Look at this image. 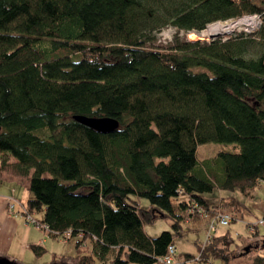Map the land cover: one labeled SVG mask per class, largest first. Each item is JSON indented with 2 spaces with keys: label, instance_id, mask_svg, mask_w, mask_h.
Here are the masks:
<instances>
[{
  "label": "trees",
  "instance_id": "obj_1",
  "mask_svg": "<svg viewBox=\"0 0 264 264\" xmlns=\"http://www.w3.org/2000/svg\"><path fill=\"white\" fill-rule=\"evenodd\" d=\"M255 12L253 34L157 43L167 25L201 30ZM78 115L119 128L101 133ZM0 127V180H29L23 212L41 213L50 236L90 241L76 264H158L174 234L150 236L145 221L170 218L180 234L219 212L238 218L236 191L264 182V0H0ZM210 142L238 150L199 161ZM229 238L198 246L203 261L251 251Z\"/></svg>",
  "mask_w": 264,
  "mask_h": 264
},
{
  "label": "rangeland",
  "instance_id": "obj_2",
  "mask_svg": "<svg viewBox=\"0 0 264 264\" xmlns=\"http://www.w3.org/2000/svg\"><path fill=\"white\" fill-rule=\"evenodd\" d=\"M164 28V27H163ZM163 28L159 31H155V35L157 38V43L162 41L168 42L171 41L170 37L173 38L171 42H173L176 38L166 32L168 27H165V31ZM195 41L198 40V34L194 35ZM162 43V42H160ZM170 43V42H168ZM164 43L163 44H168ZM157 45V44H156ZM238 150L232 143H216L210 142L201 144L198 146L197 157L199 161H204L209 158L215 157L219 152H236ZM22 179V178H20ZM256 190V191H255ZM253 192H256V196L258 195L262 202L264 203V182L260 183ZM223 191L215 190L212 193H207L206 196L209 200L215 201L219 199V194H222ZM237 195V193H235ZM238 196V195H237ZM140 205L142 208L146 209L149 207V201L145 197H141L139 199ZM10 203V202H9ZM9 208V204H8ZM231 213V212H230ZM234 215L233 221L227 226H219L217 234L224 235L229 233L228 244L233 249H242L244 252L251 249L250 252L243 254L237 258H234L231 261V264H250L253 259L259 255L264 254V246L262 242V238L264 237V224L258 226V232H251L249 229L248 222H255V217L250 215L248 211L241 216ZM41 213H33L32 216L37 218L41 217ZM27 221V219H26ZM35 225V224H33ZM42 228L41 223L39 225H35ZM145 232L153 237L160 235L163 231H171L174 234V239L177 245V251L180 257H186L185 254H193L197 255L199 253L198 246L205 243L208 231V223L204 218L202 220H196L192 222H183L182 228L180 230V234H176L175 230L172 226V219L170 218H156L151 221H145L144 223ZM43 236L46 235L43 231L39 230ZM256 233V234H253ZM47 243L45 242V249L42 254H36L37 260L39 264H51V263H75V259L82 254H87L91 250L90 241H85L81 243L80 246H77V237H73L70 240L67 238V234L64 236H60L59 238H51L47 236ZM251 247V248H250ZM35 253V252H33ZM181 253V254H180ZM70 260V262L68 261ZM27 262L32 264L34 259L27 258ZM35 264V262H34ZM76 264V263H75ZM99 264H111V261L108 259L104 263ZM161 264V263H158ZM215 264H222V261L216 260Z\"/></svg>",
  "mask_w": 264,
  "mask_h": 264
},
{
  "label": "crops",
  "instance_id": "obj_3",
  "mask_svg": "<svg viewBox=\"0 0 264 264\" xmlns=\"http://www.w3.org/2000/svg\"><path fill=\"white\" fill-rule=\"evenodd\" d=\"M28 186V179H20L8 174H4L0 180V256L19 264H30L27 262L29 257L34 259L35 264H39L34 247L42 248L44 252L45 242L48 241L47 236L54 237L50 236L47 230L26 221L22 203L26 202L30 196ZM236 193L245 206L244 213L248 211L255 217V221L264 218V203L258 195L256 196V192L249 196L241 194L238 190ZM9 202L15 204L14 211L9 210ZM39 230L46 235L43 236Z\"/></svg>",
  "mask_w": 264,
  "mask_h": 264
},
{
  "label": "built area",
  "instance_id": "obj_4",
  "mask_svg": "<svg viewBox=\"0 0 264 264\" xmlns=\"http://www.w3.org/2000/svg\"><path fill=\"white\" fill-rule=\"evenodd\" d=\"M263 24V16L260 13H247L240 17L228 19V20H218L211 23H208L205 28L201 30H185V29H178L173 25H167L168 27L166 32L172 36L177 35L176 37H180L186 40H193L194 35L198 34V40L201 41H210L217 38H221L222 40H227L230 36H237L240 34L249 35L253 34L258 31ZM164 27V28H165ZM218 27H225L227 29L226 33L223 34H214L211 30L217 29ZM163 28V31L165 29ZM172 41L173 38L170 37ZM168 43L171 41L166 42ZM15 204L9 203V210L14 211ZM25 217L27 222L30 224L39 225L40 222L38 219L32 216L30 212L25 209ZM203 214V213H202ZM234 219V215L230 212H219L215 217L210 218L208 220V231L207 237L205 241H209L212 237L217 233L219 226H227L229 225ZM264 224V218H260L253 223H249V229L251 232H256L258 226ZM69 236V235H68ZM159 263L161 264H210L209 262L203 261L201 254L198 253L197 255L189 256V257H180L177 251V246L174 244L169 245L167 253L159 259Z\"/></svg>",
  "mask_w": 264,
  "mask_h": 264
},
{
  "label": "water",
  "instance_id": "obj_5",
  "mask_svg": "<svg viewBox=\"0 0 264 264\" xmlns=\"http://www.w3.org/2000/svg\"><path fill=\"white\" fill-rule=\"evenodd\" d=\"M80 123L101 133H111L119 128V121L112 117H89L85 115L75 116ZM1 132V127H0ZM0 264H19L0 256ZM51 264H75V263H51Z\"/></svg>",
  "mask_w": 264,
  "mask_h": 264
},
{
  "label": "bare ground",
  "instance_id": "obj_6",
  "mask_svg": "<svg viewBox=\"0 0 264 264\" xmlns=\"http://www.w3.org/2000/svg\"><path fill=\"white\" fill-rule=\"evenodd\" d=\"M214 34H223L227 32V29L225 27H218L217 29L211 30Z\"/></svg>",
  "mask_w": 264,
  "mask_h": 264
}]
</instances>
